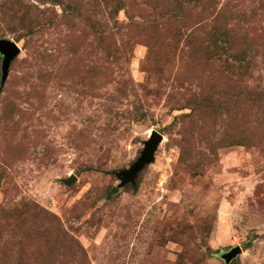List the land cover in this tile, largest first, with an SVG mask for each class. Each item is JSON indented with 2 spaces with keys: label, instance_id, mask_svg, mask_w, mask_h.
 <instances>
[{
  "label": "rangeland",
  "instance_id": "374dc122",
  "mask_svg": "<svg viewBox=\"0 0 264 264\" xmlns=\"http://www.w3.org/2000/svg\"><path fill=\"white\" fill-rule=\"evenodd\" d=\"M0 38V264H264V0H0Z\"/></svg>",
  "mask_w": 264,
  "mask_h": 264
},
{
  "label": "water",
  "instance_id": "95a60500",
  "mask_svg": "<svg viewBox=\"0 0 264 264\" xmlns=\"http://www.w3.org/2000/svg\"><path fill=\"white\" fill-rule=\"evenodd\" d=\"M21 49L18 47L15 41L0 38V54L3 57L2 63V81L6 82L10 67L15 58L20 54ZM163 140V135L159 132L155 131L151 138L146 141L145 149L142 153L140 159L130 168L118 173V179L122 182L121 187H124L127 184H135L136 179L139 174L150 164L155 161V154L158 150L160 143ZM77 181V177L72 175L71 177L64 179V183L68 186L73 185ZM115 191H118L115 189ZM242 252V248L240 246L232 248L228 252L222 253L221 257L225 260L227 264H230L234 259H236L239 254Z\"/></svg>",
  "mask_w": 264,
  "mask_h": 264
}]
</instances>
